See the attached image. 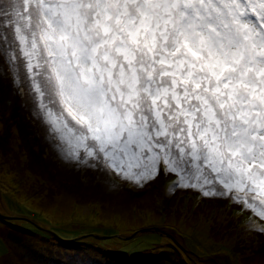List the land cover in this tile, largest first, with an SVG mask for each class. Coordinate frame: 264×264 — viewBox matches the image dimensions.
Masks as SVG:
<instances>
[{
	"label": "snow or ice",
	"instance_id": "obj_1",
	"mask_svg": "<svg viewBox=\"0 0 264 264\" xmlns=\"http://www.w3.org/2000/svg\"><path fill=\"white\" fill-rule=\"evenodd\" d=\"M0 63L67 163L175 174L264 237V0H0Z\"/></svg>",
	"mask_w": 264,
	"mask_h": 264
},
{
	"label": "rangeland",
	"instance_id": "obj_2",
	"mask_svg": "<svg viewBox=\"0 0 264 264\" xmlns=\"http://www.w3.org/2000/svg\"><path fill=\"white\" fill-rule=\"evenodd\" d=\"M5 75L0 63V264H264V237L227 196L169 194L175 174L113 187L67 163L31 115L15 113L19 91Z\"/></svg>",
	"mask_w": 264,
	"mask_h": 264
},
{
	"label": "trees",
	"instance_id": "obj_3",
	"mask_svg": "<svg viewBox=\"0 0 264 264\" xmlns=\"http://www.w3.org/2000/svg\"><path fill=\"white\" fill-rule=\"evenodd\" d=\"M5 68H6V80L8 81V85H7V87L8 88H12L13 89V87H14V82H13V79H12V75L10 74V72H9V70H8V68H7V66L5 65ZM7 83V82H6ZM6 85V84H5ZM16 109H17V111L15 112V113H18V114H21L22 112H25L24 114L27 116H30L31 114H30V112H29V110H28V107H27V105H26V103H25V100H24V96L19 92V94H18V96H17V100H16ZM14 113V114H15ZM17 114V115H18ZM31 117V116H30ZM34 120V119H33ZM32 120V121H33ZM35 126V128H38V127H40L39 126V123L38 122H35L34 121V123H32V126ZM33 126V127H34ZM6 186L7 187H10L11 185L10 184H6ZM11 188H12V186H11ZM39 230L42 232V233H47L45 230H42V226H40L39 225ZM104 230V229H103ZM55 234L57 235V236H59V238H61V239H65V237L62 235V234H60V233H57V232H55ZM67 239V238H66ZM68 239H70V238H68ZM179 246H180V248H184V245H182V243H179V245H177V246H174V248H176L177 250H179ZM120 251H122L121 249H120ZM124 254H127L126 252H124V251H122ZM129 255V254H128ZM143 255V254H142ZM139 256V255H138ZM159 256V255H158ZM158 256H156V255H154V254H152V255H150V256H148L149 258H148V261H150V262H155V260H157V259H159V257ZM130 257H131V259H130V261L128 262V264H135V261H134V256H131L130 255ZM109 260H107V261H105L104 263L105 264H110V262H108ZM120 261V260H119ZM185 261V260H184ZM118 263V262H117ZM116 263V264H117ZM122 263L123 264H126L125 262H123L122 261Z\"/></svg>",
	"mask_w": 264,
	"mask_h": 264
}]
</instances>
